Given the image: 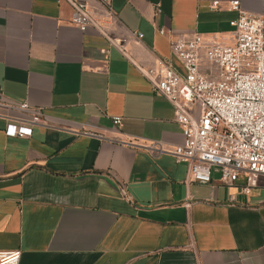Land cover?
Segmentation results:
<instances>
[{
  "label": "crops",
  "instance_id": "0c3cea01",
  "mask_svg": "<svg viewBox=\"0 0 264 264\" xmlns=\"http://www.w3.org/2000/svg\"><path fill=\"white\" fill-rule=\"evenodd\" d=\"M232 1L0 0V252H21L19 264H264V177L249 195L216 174L187 184L186 164L140 148L184 142L146 73H184L176 35L231 45ZM261 1L240 0L253 16ZM77 3L98 22L85 32ZM22 103L47 126L8 137Z\"/></svg>",
  "mask_w": 264,
  "mask_h": 264
},
{
  "label": "built area",
  "instance_id": "2783aa9c",
  "mask_svg": "<svg viewBox=\"0 0 264 264\" xmlns=\"http://www.w3.org/2000/svg\"><path fill=\"white\" fill-rule=\"evenodd\" d=\"M100 1L109 8L110 0ZM212 6L217 8L219 2ZM261 8L262 15L253 16L242 9L240 0L232 1L229 10L237 18L230 22L231 45L206 47L199 36L176 35L171 50L182 62L184 73L163 62L159 77L154 71L146 73L152 91L172 104L184 142L172 149L158 142L140 148L153 157L170 154L186 164L187 184H211L216 174L227 186L243 179L241 193L249 195L264 177V0ZM107 17L113 18L111 9ZM72 22L82 32L98 24L85 3L75 5ZM159 32L166 35L163 29ZM203 61L217 68L216 73L205 74ZM17 110L28 117L9 119L8 137H32L35 127L47 126L40 109L22 103ZM113 124L120 127L122 119L115 117ZM20 257L21 252H0V264H19Z\"/></svg>",
  "mask_w": 264,
  "mask_h": 264
}]
</instances>
